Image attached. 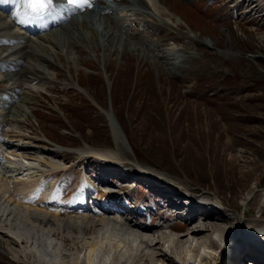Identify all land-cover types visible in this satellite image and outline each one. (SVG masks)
<instances>
[{
	"label": "rangeland",
	"instance_id": "1",
	"mask_svg": "<svg viewBox=\"0 0 264 264\" xmlns=\"http://www.w3.org/2000/svg\"><path fill=\"white\" fill-rule=\"evenodd\" d=\"M162 2L182 17L196 36H182L179 32H186V25L172 13L171 20H167V9L165 14L162 10L144 19L138 15L139 23L147 27L144 29L141 24L140 29L157 39L164 49L172 48V42L177 43L183 50L180 62L169 65L171 61L167 60L172 58L166 55L169 63L166 65L161 55L156 58L142 55L139 50L147 49L144 43L130 45L125 38L109 39L106 21L101 25V18L95 20L100 28L74 20L86 28L82 30L84 36H89L88 29L92 32L97 48L91 53L86 48L69 45L72 49L68 48V58L61 54L60 62L56 60V65L47 70L51 72L50 81L23 82L24 87L35 93L29 104V116L24 117L21 109L16 111L11 102L0 106L9 112L13 107L17 114L16 118L15 112L5 116L9 117V126L4 133L15 135L14 139L25 136L34 140L36 148L48 151L62 165L51 169L34 158L32 149L24 152L26 160L22 163L4 149L0 176L12 182L0 185V196L5 195L13 203L18 197L15 187L26 181L38 183L37 191L46 195L41 200L49 201L46 212L50 217L97 221V210L106 207L109 208L106 218L116 221L104 238L102 231L84 233L81 226L74 230L55 229L52 234L49 226L27 222L21 216L11 224L2 217L0 264H72L66 262V257L85 264L82 246L90 242L100 243L93 256L95 264H110L115 251L120 257H129V264H171L155 262L158 259L154 256L159 250L171 248L175 240L194 246L188 251L189 264H194L200 253L199 245L214 250L215 259L209 264H225L227 246L236 240L241 246L230 264L238 260V253L253 251L249 248L253 245L247 241L248 230H264V0ZM134 16L132 24L138 23ZM123 17L128 19L126 13ZM155 21L157 26L152 25ZM74 26L71 24L70 29L74 30ZM134 29L139 31L137 27ZM9 82L1 81L0 87L11 85ZM107 113L115 122L117 141ZM79 149H88L85 159L76 158ZM97 149L105 150L106 157ZM10 159L17 160L16 169L11 167ZM86 159L87 168H99L102 162L116 165L119 162L127 171L142 177V184L153 183L154 178L163 189V181L168 182L177 190L197 197L200 205L190 208L186 219L175 224L174 229L181 233H174L168 223L161 227L151 225L140 211L148 214L152 207L159 206L154 200L155 193L147 191L141 183L140 187L128 189L107 175L89 169L84 172L75 160ZM27 165L32 167L28 171L32 173L20 176ZM82 177L87 185H93L91 199L85 193L91 208L84 211L81 204L80 207L71 204L74 208L67 205V198L82 195L79 194ZM100 188L104 191L97 194ZM122 191H129L128 196H115ZM64 192L69 195L63 196ZM138 201L147 209H136ZM192 212L214 213L218 219H196L190 215ZM203 222L215 229L205 237L186 234L193 225ZM129 225L144 234L136 232L137 238H141L139 246L127 241L131 237ZM13 237L20 241L14 242ZM65 237L70 239L68 244L62 240ZM256 239L251 240L256 243ZM117 242L122 243V248L114 251L112 245ZM176 261L185 264L182 259Z\"/></svg>",
	"mask_w": 264,
	"mask_h": 264
},
{
	"label": "bare ground",
	"instance_id": "2",
	"mask_svg": "<svg viewBox=\"0 0 264 264\" xmlns=\"http://www.w3.org/2000/svg\"><path fill=\"white\" fill-rule=\"evenodd\" d=\"M138 1H139V4L141 6L145 7V9L150 11V8L148 7V3H149L151 6V9L153 10L154 13L155 12L159 13L160 11L163 10L162 12H163V14H165V9H167V11H168L167 12L168 15L166 14L168 16V17H166L167 20H171L170 18H172V15H171V13H172L175 17H177V19L179 18V20L183 21L184 25H186L187 31L186 32H179L182 36H185V37L187 36L190 38H193L194 36H196V34L192 30V28H190V26L188 25V23L182 17H180L177 13H174L170 8H168L166 5H164L162 0H146V2H144L143 0H137L135 2L137 3ZM188 1H190V0H187V2ZM129 4H131V3H129ZM127 10H130V9H127ZM123 11H125V10H123ZM154 13H153V15H155ZM85 14H87V13H84V15ZM141 14L153 16V15H150L152 13H149V12H146V14H144L142 12ZM126 15H127V13H126ZM105 17H107V19H108V20H105L106 21V24H105L106 27L105 28L107 29L106 33L109 34V39L114 40L116 38V39H118V41H121V40H123V38H125V40L127 41L126 43H128L130 45L131 44L132 45H139V44L141 45L142 43H144L147 45L146 46L147 49H140L139 52H141L142 55H144V54L151 55L152 58H156L159 55H161V58L162 57L164 58V56H166V55H171V58H172L171 60H167L164 58L166 65L169 64V63H166V60L171 61V64H169V65H173V63L180 62V59L183 58V50H182V48H178L179 46L177 43L172 42V48L164 49L161 47V45H158L157 41H154L153 39H150L148 36H145V34H143L141 31H136V29L131 28V26L128 23L129 21L126 17H123V16L119 17V18H115L112 16L109 17L108 14L107 15L105 14ZM22 19L23 18H15L14 20L20 21ZM97 19L98 18H96V20ZM150 19H152V18H150ZM99 21H101V20H99ZM172 21H173V19H172ZM72 23H74L73 25H76V26H74L75 27L74 30H71L70 26H69V28L68 27L67 28L62 27L59 30L54 31L53 33L50 32V33L35 37V36H29L28 35V29L23 27V24L21 21L15 26L14 23H12L5 15L0 14V44L3 43L2 45H0V71H1L2 63H3V65L7 66L8 68H10L12 70L10 72L1 73L0 74V82L1 81L4 82L6 80H11V82H10L11 85L5 86L6 87V90H5L6 93L10 94L11 97H14V95H13L14 92H13L12 87L15 86V87L20 88L21 94L19 93L20 95L19 96L17 95L18 100L15 98L14 101H11V106L15 105V107L17 109V110L15 109L16 111L21 109L24 117L29 116L28 109L31 108V107L29 108V104L31 101H33L35 93H34V91H32L33 90L32 88L24 87L23 82L26 81L28 83L30 81H37L38 79L50 81V79H51L50 73L51 72H49L47 70H49V68H51L52 65H54V66L56 65V63H55L56 60L58 62H60V55L61 54L63 56H65V58H68V56L70 55V51L68 50V48L72 49L73 47L80 46L81 48L88 49L91 53L97 48L94 41H93V37L91 35L92 32L89 31V29H88L86 31V33L89 36H84L82 33L83 28H85L84 25L79 24V23L77 24L74 22V20L70 21V24H72ZM157 25H158V23H157ZM263 26H261V28H263ZM69 45L72 46V48L69 47ZM142 47H144V46H142ZM112 51H115V49H113ZM116 52L118 53L119 50L117 49ZM103 55H105V54L103 53ZM58 65H60V64H58ZM61 68H62V66H61ZM13 83L15 85H12ZM31 92H33V93H31ZM185 96H187V95H185ZM7 103H10V102H7L5 100H0V106L7 104ZM8 112L9 111H4L3 108H0V116H1L0 126L1 125L7 126L9 123L8 122L9 117H8V119L7 118L5 119V116H7L10 113L12 114L15 111L13 110V107H12V111L9 113ZM16 116H17V114L15 112L13 117L16 118ZM106 116L109 117L108 119H110V122H111L110 126H112V128H113L115 125V124L113 125V123H115L114 120L110 117L111 115L109 113H107ZM8 126H7V128H8ZM112 132L114 134V140L117 141L116 140L117 138H115L114 128L112 129ZM7 133H9V132H7ZM7 133H4L5 137H2V133L0 132V154L5 151L4 149L11 150V151L6 150V154L9 153V155L11 154V156L13 155L15 157H19L20 158L19 161H21L22 163H25L24 161L26 160V158H25L26 156H25L24 152L32 149V150H34V153H35V154H33L34 158L37 160H41V161L45 162L46 164H48L51 167V169L52 168L54 170L59 169L62 166L61 163L59 161H57V159L55 160L54 158H51L48 155L49 154L48 151L39 150L38 149L39 147L36 148V143L34 144V142H35L34 140H32L30 138L26 139L25 136L24 137L21 136V138L18 137L19 139L18 138L14 139L15 135H10V134L8 135ZM10 133H12V131ZM97 150H100V149H97ZM87 151H88V149H85V150L79 149L77 152L78 156L76 158L77 159H85V155H86ZM10 152H12V153H10ZM98 153L104 157H106V155H107L106 151L103 149H101ZM96 154H97V152H96ZM113 154H115V153H113ZM3 155H4V153H3ZM1 156H2V154H1ZM10 160L13 163V165L11 167H13V169H16V166H14V164L16 163L17 160L16 161H15V159H10ZM102 163H104V162H102ZM104 164L105 165L107 164L109 166L114 167L118 171L119 175L124 176V178H127V176H125V175H130L131 177H134V178L136 176L134 173L127 171V169L125 171H123V173H121L119 168H118L119 166L116 164H113V163H104ZM25 167H26V169H23L22 173L20 172V174H21L20 176H29L32 173V172H28L29 169H32L31 166L27 165ZM26 170H27V172H26ZM150 177H152V176H150ZM122 181H124V180H121V182ZM11 182H12V179L0 176V185L7 186V185H10ZM26 182H28V181H26ZM26 182L21 183V185L18 186L17 188L15 187L16 192L18 193V197H17V200L13 201V203H10V199L8 201L7 197H5V195L0 196V218L4 217L5 221L8 224H11L12 221L14 222L18 216H21L22 218H25L27 222H37L39 225H43L46 227L49 226V228H50L49 231L52 232V234H54L56 232L55 229L61 230V231L62 230H74L75 228L77 229V227L81 226V228H82L81 230L84 233L93 232L94 230L102 231L103 233H105V234H103L104 238H106V236H105L106 231L109 230L110 228H113L116 224V221H113L112 218H106L108 216L107 213H109L108 212L109 208L107 209L106 207L102 208V210H97L98 213L95 214L99 218L97 221H94V220L89 221L88 219H85L83 221V220L75 219L73 217H70V218L60 217L59 215H54V216L50 217L49 214L46 212V208H47L46 205L48 204L49 201L47 199L41 200L46 195H44L42 192L37 191L38 187L36 188V186H38L37 185L38 183L36 184V183H30V182L26 183ZM86 185H87V182H86L85 178L82 177L81 187H80L81 189L79 192V194L80 195L82 194V195L79 196L77 194L71 198H67L68 199L67 205L70 206L71 204H73L75 206L78 205L80 207V204H81V206L83 207L82 211L91 208L90 202H87V199H86V194H85V193H87L86 192ZM164 188H168V187H164ZM170 188L171 187H169L167 190L165 189V192H168V190H169V192H171ZM78 196H79V198H78ZM194 207H198V206L195 205L191 209H193ZM190 215L196 219H200V218H204V220L205 219H207V220H217L218 219L217 217H215L214 213L210 214V212H206V213H204V212L203 213L192 212ZM10 216H13V218H10ZM14 218H15V220H14ZM174 226H176V225H174ZM174 226L171 227L172 231H174L176 233L182 232V231H178V230L174 229L175 228ZM138 228H139V226H138ZM116 229H118V228H116ZM213 229H215V227H213L211 225H207L203 222V224L193 225L191 228L188 229L186 234L196 236V237H198V236L205 237L206 234L210 233V231ZM129 230H130L129 234L131 235V237L129 238L130 240H127V241L131 245H133L134 247L139 246L141 243L140 242L141 238H137L136 232L138 233V235H141V236H143L144 234L141 231H139V229L136 230V227L132 228L131 225H129ZM260 232H261L260 229L254 228V229L248 230L247 235L250 238V240L251 239L255 240L257 235ZM16 239L19 240V238L13 237V241L17 243ZM62 240H64L65 243L67 242V244H68V242H70V239L68 237L63 238ZM21 243L23 244V242H21ZM253 243L256 244L259 242L256 241V243H255L253 241ZM99 244L100 243H94V242L83 244L82 252L84 250V258H85L84 263L85 264H95V262L93 261V256L95 255V253H97L99 246H100ZM211 246L214 247L213 244H211ZM54 247H56V245H54L53 248ZM69 248H71V247H69ZM119 248H122V243L117 242L116 244L112 245V249L114 251L119 249ZM193 248H194V246H191L189 243L187 244L184 241L179 242V240H177V241L175 240L173 245L171 246V248L169 247L168 250H159L158 253L156 252L157 254H155L154 257H157L158 260L156 259L157 261H155V262L163 263V261H169L171 264H183V263H178V261H176L177 258H179V259H182V261H184L185 264H189V262H188V260H189L188 251H190ZM197 248H198V251H200L199 254L204 255V258H202V257L199 258L200 256L198 254L197 258L194 260V264H209L211 261H213L215 259V255H212V251H214V250L209 251L207 249L209 247L204 246V245H199V246H197ZM63 251L65 252V250H63ZM186 252H187V254H186ZM65 256H67V255H65ZM66 258H67L66 262H69L72 264H74V263L79 264V260H76V258L72 262L70 261L69 257H66ZM206 258H209V261H205ZM129 261H130L129 257H124V258L120 257L119 255L116 254V251H115L113 256H112V261L110 264H129ZM55 264H57V263H55Z\"/></svg>",
	"mask_w": 264,
	"mask_h": 264
},
{
	"label": "snow or ice",
	"instance_id": "3",
	"mask_svg": "<svg viewBox=\"0 0 264 264\" xmlns=\"http://www.w3.org/2000/svg\"><path fill=\"white\" fill-rule=\"evenodd\" d=\"M22 6L28 10L27 15L43 16L51 14L57 8L66 6H82L92 7V0H20Z\"/></svg>",
	"mask_w": 264,
	"mask_h": 264
}]
</instances>
